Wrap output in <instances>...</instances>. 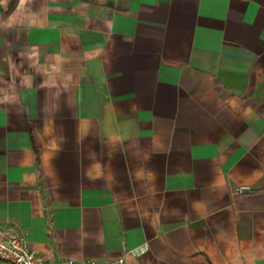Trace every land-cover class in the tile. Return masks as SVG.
<instances>
[{"label":"crops","instance_id":"1","mask_svg":"<svg viewBox=\"0 0 264 264\" xmlns=\"http://www.w3.org/2000/svg\"><path fill=\"white\" fill-rule=\"evenodd\" d=\"M0 228L44 264H264V0H0Z\"/></svg>","mask_w":264,"mask_h":264},{"label":"built area","instance_id":"2","mask_svg":"<svg viewBox=\"0 0 264 264\" xmlns=\"http://www.w3.org/2000/svg\"><path fill=\"white\" fill-rule=\"evenodd\" d=\"M140 250L132 249L135 254ZM0 259L15 264H44V256L28 245L27 238L23 233L0 228ZM60 264H97L94 261L86 260L77 262L74 258H66ZM119 264H124V259L119 260Z\"/></svg>","mask_w":264,"mask_h":264}]
</instances>
